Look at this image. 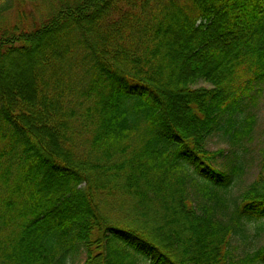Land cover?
<instances>
[{
	"label": "trees",
	"instance_id": "trees-1",
	"mask_svg": "<svg viewBox=\"0 0 264 264\" xmlns=\"http://www.w3.org/2000/svg\"><path fill=\"white\" fill-rule=\"evenodd\" d=\"M263 83L264 0H0V264H264Z\"/></svg>",
	"mask_w": 264,
	"mask_h": 264
},
{
	"label": "rangeland",
	"instance_id": "rangeland-1",
	"mask_svg": "<svg viewBox=\"0 0 264 264\" xmlns=\"http://www.w3.org/2000/svg\"><path fill=\"white\" fill-rule=\"evenodd\" d=\"M41 0H34L39 3ZM200 85H208L201 82ZM244 112L238 114L239 117H243L251 112L255 113L257 122L250 140H245L244 146H234L229 139L223 135L221 131L214 132L206 142V147L209 150L224 149L225 152L217 159L218 165L230 170L237 164L243 167V174L240 178H235L228 190H222V194L228 200L230 208L233 207V200L240 199L241 193L253 183L260 173L262 166V149L264 148V83L261 84V90L256 94V98L251 102H246ZM198 187L191 189L192 198L196 203L203 201V198L197 190ZM261 221L252 222V229L248 238V244L244 242L236 241V252L241 253L245 248L255 249L261 245H264V231L259 235H256L255 228ZM85 260V255H76L74 260L69 259L66 264H82ZM148 264V262L146 263Z\"/></svg>",
	"mask_w": 264,
	"mask_h": 264
}]
</instances>
